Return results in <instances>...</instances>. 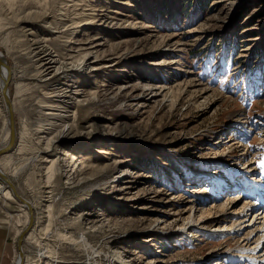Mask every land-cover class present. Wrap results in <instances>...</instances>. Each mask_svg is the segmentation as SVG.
Masks as SVG:
<instances>
[{"label":"rangeland","instance_id":"rangeland-1","mask_svg":"<svg viewBox=\"0 0 264 264\" xmlns=\"http://www.w3.org/2000/svg\"><path fill=\"white\" fill-rule=\"evenodd\" d=\"M32 13L44 17L23 20ZM29 33L67 66L54 81L70 91L57 112L74 126L49 153L47 140L62 129L37 132L48 128L39 108L45 87L26 52ZM0 53L14 67L12 97L19 76L33 92L27 117L13 113L16 151L0 157V170L37 218L19 247L27 212L13 193L3 195L0 181V264H16L20 254L22 264H122L120 255L125 264L258 261L262 244L257 252L240 248L256 225L245 234L210 230L221 213L234 224L229 214L243 200L255 204L251 182L264 191V0H0ZM7 121L0 95V148ZM24 126L29 135L20 152ZM52 162L56 171L47 173ZM66 163L78 176L68 178ZM185 166L213 178L240 168L239 191L228 193L240 200L215 214L213 206L234 196L215 199L216 180L187 176ZM199 196L206 201L198 207L212 218L206 232L190 237L179 228L188 208L204 201Z\"/></svg>","mask_w":264,"mask_h":264},{"label":"bare ground","instance_id":"bare-ground-1","mask_svg":"<svg viewBox=\"0 0 264 264\" xmlns=\"http://www.w3.org/2000/svg\"><path fill=\"white\" fill-rule=\"evenodd\" d=\"M43 17L44 16L41 14H37V16H36V13H32V15L30 17H27V18L25 17L23 20H26V21L27 20H40ZM18 21H21V19H18ZM80 23L81 22H78L77 25H82V23L81 24ZM26 31H31V30L28 29ZM29 36L31 37V39L27 40L26 52H27V55L33 59V62L35 63V65L37 67L35 70V74H36L35 77H37L36 81L38 79H40V80L43 79L42 82L44 83V87H45V90H44L45 93L41 94L42 100L39 101V104H41V106H39V108L41 110L42 116L45 117L43 119V121L47 122L46 126L48 128L44 129L45 127L43 125H39L38 128H36L37 132H38V134H41V136H45V134H47V135L53 134L55 132V130L62 129L59 133L55 134L54 137L47 140V144L49 146H47V148H46L47 151L45 153H49L50 152L49 149L53 148L54 143H56L58 145L60 143H62L61 140L63 138L60 139L59 137L63 133L68 132V130L73 128V126H74L72 124L68 125L67 121L63 120L62 117L57 112V111H59L58 110L59 108H61V107L64 108V105L66 102L65 101L66 97L70 93V91L68 90V87L60 86L59 84L54 85V83H55L54 81L60 75V72L63 70V67H67V66H64L62 61L60 62L59 57H57L55 55V52H53V50L47 45V43L45 41L37 40L35 38V36L33 35V33H29ZM29 36L27 35L26 37H29ZM68 60H70V63L68 65L71 67H74V62H72L71 58H69ZM13 68L14 67H12L9 64L7 56L0 53V95H1V98H2L3 103H4V107L6 108V111L8 112L7 123H8V127H9V130H8L9 132L7 133V142H6V144H4L0 148V150L7 149V151L4 152L2 155H0V157L3 155H8V154L10 155V154L14 153V151H16V149H14V146H15L14 144H15V135L17 132H16V129L14 126L13 113L16 109H18L20 111V113L22 112L23 118L27 117L28 113L26 110V106H27L26 104H28L27 102L29 101V99H27V95H29L30 99L33 98L32 97L33 92L31 93L29 88L23 87L22 85H20L21 83H23V78H24L23 76H19V78L17 80L16 94H15V97H12L8 85H9L10 81H12L14 79L13 78ZM67 71L68 70H66V72ZM47 85L55 86V87H53L51 89H46ZM183 86L196 88L199 85L191 83V82H186L183 84ZM42 91H43V89H42ZM48 99H51V100H48ZM52 99H55L56 101H52ZM51 111H55V112H51ZM10 114L12 116V121H10V118H9ZM71 116L73 117V114H71L70 116L68 115L66 117H71ZM55 121L63 122L64 124H62V126H61L62 128L60 126L57 127V125L55 127L54 126ZM72 122H73V120H72ZM51 123L52 124L54 123V124L52 125ZM24 124H26V123H24ZM66 127H68V130L65 132ZM21 135H22L21 136L22 145L18 150L20 152H22L25 148V146H23V144L26 142L27 139L25 138L26 139L25 140L24 136L29 135V131L26 128V126H24L23 129L21 130ZM221 138H223V137H221ZM217 139H218V137H217ZM43 140L44 139L42 138L41 141H43ZM236 144H238V143L233 142L229 145L235 146ZM239 147H241V144L239 145ZM231 152H233V151H231ZM65 157L69 158L68 153H65ZM29 161L34 162V160H32V159H30ZM43 161H45V162H43ZM42 162L47 163L48 160L42 159ZM49 163L50 162H48L47 165ZM55 167H56L55 162H52L49 167L45 168V170L47 171V173H52V172L56 171ZM70 167H71V165L69 163L64 164V168L67 171V174H69L68 178H70V176H72V175L74 176V174L76 176H78V174H77L78 172L75 170L74 171L71 170ZM247 168H249V167H247ZM18 173L16 172L15 174L18 175ZM204 173H205V171H204ZM206 174L208 175V173H206ZM229 174H230V176L228 178L220 177V178H218V180L216 179V182H217L216 188L222 189L224 186L230 188L223 194V198H220L221 200L226 198V197H231V196H234V197L232 198V202L230 200L227 201L228 200L227 199L226 202L222 206H220V205L218 207L213 206L215 208V214H217L219 212H224V210L226 208H228L232 203H236L237 201L240 200L239 195H235V194L228 195V193L239 191V188H237V185H236L237 183L234 185V182L237 180L238 176L241 175V169L238 167L231 169V170H229ZM124 175L126 176L127 174L125 173ZM244 175H246V174H244ZM246 178L249 179V177H246ZM0 181L4 184V186H6V189H4L3 195L5 197H8L11 199L12 193H13V196L16 198V200L19 202V204H21V207L25 208L26 212H27L26 226L24 227V230L21 232V236H20V240H19V247H20V244L22 243V241L26 237L27 233L31 229L30 227L33 225L34 222H36L37 218L34 215V210H33L32 204L30 202H28L27 200L23 199L22 197H20L18 194L17 195L15 194L16 193L15 187H14L11 179L8 178V176L5 173H3L1 170H0ZM251 185H252L251 187L253 190V194L249 195L248 198H251V200L255 204L250 205L251 202H249L247 199L243 200L244 202H243L242 206L240 207V209L236 208L233 212H231V214H229V215H231V219H234V221H235L234 224H231V225L226 224V222H227L226 220H227L228 216H226L225 213H221V216H225V217L221 221L218 222V225L216 227L213 226L211 228L210 232L211 233L218 232V234L226 233V234H233V235L242 232V234H245L247 232V230L251 231L252 228H255V225H256V227H257L256 231H255V229H253L254 231H251L248 234L244 235L245 237L243 236V240L241 241V247L240 248L247 247L249 250V247L251 246L250 250L252 252H257L256 250H260L261 244H262V247H264V191L261 190L262 188L254 187L255 184L253 186L252 182H251ZM194 186H193V188H196V185H194ZM213 188H212V191L215 192V189H213ZM258 189H260V190H258ZM200 198L204 199V197L199 196V199ZM242 199L243 198H241V200ZM205 201H206L205 199L203 202L199 201L198 205H196L195 210H193V207L188 208L187 211H189V216L187 217V220H186L187 223L184 227H182L184 229L179 228L180 231L181 230H184L185 232L189 231L188 236L193 237L192 231L193 232L194 231L195 232L196 231L202 232L203 230L205 231V229L210 227L207 225L206 221L208 219L212 218L211 217V210L208 208L207 209L206 208L200 209V207H198L200 205H204L203 203H205ZM220 201L218 200V201H216V203L220 202ZM214 202H215V200H214ZM248 204H249V206H248ZM201 208H203V207H201ZM211 208H212V206H211ZM244 208H245V210H244ZM257 208L259 210L254 211L253 213H250V214L248 213L250 215V218L252 217V219H251V222L249 221L250 223L245 224L246 222H248V220L250 218L248 220L243 219L244 216L242 214H244V212H252L253 209H257ZM197 209L199 212L202 210V213H201V215H199V218H198V222H197L198 225L194 224L195 223L194 222V214H196L198 212ZM260 210H262L263 212L260 213ZM221 216L218 215V216H215V218L221 217ZM48 217H50V215H48ZM237 221L241 222V223L239 225H236ZM90 223L91 222H88V224H90ZM194 225L196 227H194ZM244 230H246V232ZM243 231L245 233H243ZM191 233H192V235H191ZM61 237H63V239H65V240H70L69 238H66L65 236H61ZM244 238H246V240ZM261 250H262V248H261ZM256 254H258V255L256 256ZM252 256H253V254H252ZM22 257H23V255L20 254V258H19L20 261L16 260L17 261L16 264H22ZM115 258L119 259L122 264H125V260L121 255L115 256ZM253 260H258L255 262V264H264V253H262V252L261 253L260 252L254 253ZM253 263H251V264H253Z\"/></svg>","mask_w":264,"mask_h":264},{"label":"water","instance_id":"water-1","mask_svg":"<svg viewBox=\"0 0 264 264\" xmlns=\"http://www.w3.org/2000/svg\"><path fill=\"white\" fill-rule=\"evenodd\" d=\"M9 118H10V121H12V116H11V114H10ZM6 151H7V149L0 150V155H2V154H3L4 152H6Z\"/></svg>","mask_w":264,"mask_h":264}]
</instances>
